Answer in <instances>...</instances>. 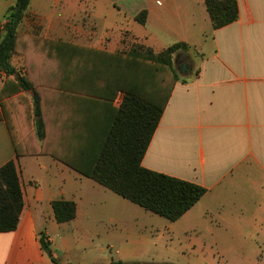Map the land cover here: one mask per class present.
Here are the masks:
<instances>
[{"label":"crops","instance_id":"obj_1","mask_svg":"<svg viewBox=\"0 0 264 264\" xmlns=\"http://www.w3.org/2000/svg\"><path fill=\"white\" fill-rule=\"evenodd\" d=\"M15 2L0 0V22ZM237 2L238 19L214 30L204 0L31 1L18 31L40 44L30 51L38 62L25 65L30 52H19L11 64L39 90L46 138L36 134L32 90L16 91L15 75L0 70V168L16 162L24 199L17 229L0 233V264H54L42 249V235L59 264L154 263L145 261L143 244L132 238V208L72 167L95 151L90 143L102 128L106 103L118 108L124 92L87 95L81 86L91 80L50 74L77 69L86 77L91 53L124 54L135 43L155 52L178 42L191 46L174 55L177 81L142 160L149 170L207 189L174 222L173 237L194 234L193 243L228 245L258 241L264 248V0ZM56 10L66 18H54ZM143 11L141 24L135 17ZM110 15L117 17L114 27ZM68 20L78 23L71 30L78 43L63 40L69 30L53 31ZM37 25L42 30L35 35ZM53 41L67 44L68 63L43 59ZM72 51L79 63H71ZM60 199L76 204L74 220L56 221L52 202Z\"/></svg>","mask_w":264,"mask_h":264},{"label":"trees","instance_id":"obj_2","mask_svg":"<svg viewBox=\"0 0 264 264\" xmlns=\"http://www.w3.org/2000/svg\"><path fill=\"white\" fill-rule=\"evenodd\" d=\"M31 1L16 0L8 9L3 23L0 22V70L8 77L15 75L12 84L16 86V91L32 90L36 134L38 139L45 140L46 120L39 90L27 75L21 74L11 64L15 54H27L31 47L37 51L40 46L36 41H26L19 36L18 27L25 18ZM204 5L214 30L238 19L237 0H204ZM146 17V12L143 11L135 20L144 24ZM66 45L59 41L51 42L49 46L53 50L43 59L47 62V59L53 58L57 63H68L66 54L63 55V46ZM190 49L189 44L178 42L155 52L147 45L135 43L124 54L101 56L91 53L93 69L87 72L86 77L77 69L70 72L56 69L50 71L56 78L63 74L69 80H91L86 87L81 86L87 95L94 94L97 89L100 93L112 92L113 95L118 91L124 92L123 101L118 108H112L111 104L106 103V108L109 109L104 113L102 128L97 133L96 140L90 143L92 148L95 146V151H91L89 158L81 165L72 167L120 197L171 222L177 221L188 212L205 195L207 189L149 170L142 166V160L177 81V73L173 67L174 55ZM77 53L72 51L70 56ZM37 58V54L30 52V57L25 59V65L37 63ZM79 62L78 58L71 61ZM92 80L97 83L104 81L105 84L97 88ZM6 93L7 88L3 91L4 95ZM17 155L22 154L17 152ZM23 207V192L16 162L10 161L0 168V233L17 229ZM52 207L58 223L69 222L76 217L77 208L73 201L55 200ZM40 242L53 263L59 264L47 237L42 235Z\"/></svg>","mask_w":264,"mask_h":264},{"label":"rangeland","instance_id":"obj_3","mask_svg":"<svg viewBox=\"0 0 264 264\" xmlns=\"http://www.w3.org/2000/svg\"><path fill=\"white\" fill-rule=\"evenodd\" d=\"M47 9L50 11V8L43 6L44 11H47ZM54 18L61 20V18L65 19L66 17L61 16V13L56 10ZM108 20V25L114 27L117 17L110 15ZM74 26H78V23L68 20L64 23L60 22V27L57 24L53 31L57 32V29H62L63 31L69 30L71 36L63 40L67 39L78 43L80 41L78 34L71 32ZM34 30L36 31L35 35H38L42 27L37 25L34 27ZM22 39L24 38L22 37ZM73 57L71 61L76 59L78 55ZM47 62L50 64L57 63L53 58L47 59ZM109 193L114 196L118 203H123L132 208L133 215L129 217V223L134 231L132 238L137 241L136 244H143L142 252L144 254L142 257L145 261L157 264H264V256L262 255L264 248L259 246L258 241L238 242L231 245L224 243L214 244L207 240L202 243H193L191 239L195 237L194 234L185 236L182 233H179V238H174L171 227L177 226L176 224L178 223L171 222L166 218L146 211L142 207L119 197L111 191ZM106 249H108L107 246Z\"/></svg>","mask_w":264,"mask_h":264},{"label":"water","instance_id":"obj_4","mask_svg":"<svg viewBox=\"0 0 264 264\" xmlns=\"http://www.w3.org/2000/svg\"><path fill=\"white\" fill-rule=\"evenodd\" d=\"M141 264H154V263H147V262H145V263H141Z\"/></svg>","mask_w":264,"mask_h":264}]
</instances>
